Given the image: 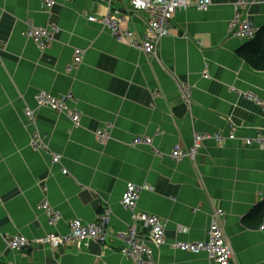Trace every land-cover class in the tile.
<instances>
[{
  "label": "crops",
  "instance_id": "0c3cea01",
  "mask_svg": "<svg viewBox=\"0 0 264 264\" xmlns=\"http://www.w3.org/2000/svg\"><path fill=\"white\" fill-rule=\"evenodd\" d=\"M234 1L177 11L151 56L123 36L127 29L143 34L149 19L127 12L129 0L113 3L125 15L115 34L87 19L107 15V0H54L49 9L43 0H0V264H135L116 237L132 222L120 204L128 182L139 189L137 209L165 222L163 244L144 241L157 264H217L203 251L173 246L207 242L217 209L233 252L229 264H264L261 212L249 214L264 206V147L245 142L264 132V70L237 55L247 40L230 36ZM248 16L263 27L264 0H251ZM28 24H54L59 32L39 48L22 35ZM75 48L81 62L67 71ZM39 92L71 95L66 106L79 124L39 107ZM99 129L107 139L98 138ZM35 133L60 164L32 146ZM141 134L152 145H131ZM175 147L180 158L172 155ZM44 200L59 216L55 225ZM103 207L109 236L102 243L7 247L15 235L64 234L70 220L92 222Z\"/></svg>",
  "mask_w": 264,
  "mask_h": 264
},
{
  "label": "built area",
  "instance_id": "2783aa9c",
  "mask_svg": "<svg viewBox=\"0 0 264 264\" xmlns=\"http://www.w3.org/2000/svg\"><path fill=\"white\" fill-rule=\"evenodd\" d=\"M116 0H107V8L109 13L105 16H88L87 19L91 22H97L102 27L108 28L112 34L119 33V28L122 22L125 20V15L121 16L113 9V3ZM47 9L54 5V0H43ZM212 0H129V7L127 12L145 13L149 19L146 23V30L143 34H138L132 30H125L123 36L126 43L136 49H141L145 54L155 56L158 50L159 42L162 38L169 34L171 25V18L179 10H185L189 7H194L196 10L204 11L211 4ZM251 0H235L234 12L235 16L230 24L229 33L230 36L235 38H242L245 40H251L255 37L259 28L255 27L248 16V10ZM59 32V28L56 25H50L47 27H35L31 24L27 25L22 35L30 37L35 40L39 48H45L49 45L55 34ZM82 51L79 48L74 49V58L72 63L67 67V71L74 70L81 62ZM205 77L206 74L204 75ZM183 97L188 101V89L183 88ZM71 96L66 95L62 97H56L46 92H39L35 95L36 103L39 107H47L55 112H61L66 114L73 124H79V114L74 110L68 108L67 99ZM32 116V114H30ZM30 119V118H29ZM31 120V119H30ZM111 125L107 124V128ZM96 134L100 140L108 138L107 130L99 129ZM230 137H233L231 135ZM37 133L33 134L32 146L37 149L41 148L44 151L50 152L47 144L40 141ZM152 138L148 135L135 136L131 145L136 146L139 144H150ZM247 144H258L264 147V132H258L256 138L245 140ZM51 160L53 163L60 164L61 156L50 152ZM174 158H180L183 152L175 147L172 151ZM61 172L66 174L67 170L62 167ZM139 198V189L128 182L125 187V191L120 200V204L127 211H131V220L129 229L126 232H120L116 235L117 240H122L123 244L121 251L126 256L132 258L135 264H157L154 259L152 248L145 244V239L148 238V242L156 245L163 244L165 222L159 216L146 212L139 211L136 207L137 200ZM41 207L48 217L49 224H56L59 216L56 212L49 207L46 200L41 202ZM104 213L99 215L97 219L92 222L84 223L80 219H72L68 222V231L64 234L49 232L42 236L28 239L23 235H15L6 239L7 247L11 250H23L27 247H33L34 245L47 246L50 248H61L68 244L80 243L87 244L88 242H104L108 239L107 223L109 220V210L103 207ZM223 211L217 209L215 215L212 217L208 225V241L197 242H183L175 241L173 246L183 251H189L192 253L205 252L214 262L217 264H229L230 259L233 258V252L226 241L225 233L223 230L222 216ZM143 231L140 232L139 228ZM260 230H264V213L259 225Z\"/></svg>",
  "mask_w": 264,
  "mask_h": 264
},
{
  "label": "trees",
  "instance_id": "16d2710c",
  "mask_svg": "<svg viewBox=\"0 0 264 264\" xmlns=\"http://www.w3.org/2000/svg\"><path fill=\"white\" fill-rule=\"evenodd\" d=\"M237 55L243 58L251 67L264 70V26L259 28L253 39L248 40L239 47ZM253 213H260L259 217L261 218L264 213L263 203L253 208L249 214Z\"/></svg>",
  "mask_w": 264,
  "mask_h": 264
},
{
  "label": "water",
  "instance_id": "95a60500",
  "mask_svg": "<svg viewBox=\"0 0 264 264\" xmlns=\"http://www.w3.org/2000/svg\"><path fill=\"white\" fill-rule=\"evenodd\" d=\"M71 96V95H70ZM152 143H153V141L151 140V142H150V144H148V146H150V145H152ZM51 162H52V160H51ZM53 163V162H52Z\"/></svg>",
  "mask_w": 264,
  "mask_h": 264
},
{
  "label": "bare ground",
  "instance_id": "6f19581e",
  "mask_svg": "<svg viewBox=\"0 0 264 264\" xmlns=\"http://www.w3.org/2000/svg\"><path fill=\"white\" fill-rule=\"evenodd\" d=\"M126 187V186H125ZM125 191V190H124Z\"/></svg>",
  "mask_w": 264,
  "mask_h": 264
},
{
  "label": "clouds",
  "instance_id": "9594fccd",
  "mask_svg": "<svg viewBox=\"0 0 264 264\" xmlns=\"http://www.w3.org/2000/svg\"><path fill=\"white\" fill-rule=\"evenodd\" d=\"M127 11V10H126ZM127 15V14H126Z\"/></svg>",
  "mask_w": 264,
  "mask_h": 264
}]
</instances>
